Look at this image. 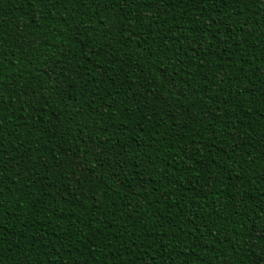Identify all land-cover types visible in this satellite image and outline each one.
<instances>
[{"label": "trees", "instance_id": "obj_1", "mask_svg": "<svg viewBox=\"0 0 264 264\" xmlns=\"http://www.w3.org/2000/svg\"><path fill=\"white\" fill-rule=\"evenodd\" d=\"M0 264H264V0H0Z\"/></svg>", "mask_w": 264, "mask_h": 264}]
</instances>
